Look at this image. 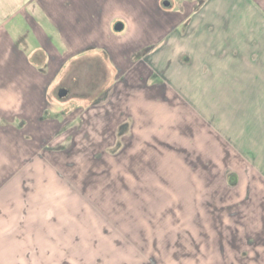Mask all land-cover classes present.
<instances>
[{"label": "rangeland", "instance_id": "374dc122", "mask_svg": "<svg viewBox=\"0 0 264 264\" xmlns=\"http://www.w3.org/2000/svg\"><path fill=\"white\" fill-rule=\"evenodd\" d=\"M40 2L35 14L22 4L0 23V62L10 31L33 39L35 27L65 24L63 13L77 6L45 0L50 19ZM121 12L127 23L130 15ZM135 35L130 28L118 39ZM181 84L173 83L181 94L170 105L187 124L155 133L150 125L144 142L131 136L117 140L120 147L103 137L76 141L79 119L72 116L87 105L64 108L57 97L41 124L0 119V264H247V237L239 234L250 182H264L262 159L249 156L250 143L239 135L216 141L205 96L200 88L183 95ZM193 85L201 87V79Z\"/></svg>", "mask_w": 264, "mask_h": 264}, {"label": "crops", "instance_id": "0c3cea01", "mask_svg": "<svg viewBox=\"0 0 264 264\" xmlns=\"http://www.w3.org/2000/svg\"><path fill=\"white\" fill-rule=\"evenodd\" d=\"M1 1L0 23L12 20L22 4L28 13L37 12L38 0L37 6L32 0ZM232 1V7L227 8L211 0L204 20L196 16L184 36L177 29L168 42L139 64L133 62L135 51L169 33L167 26L148 25L146 14L150 10L145 0H77L76 8L63 13L65 24L35 27L33 39L10 31L8 54L0 62V77L8 80L0 79V119H24L26 126L34 121L43 123L42 117L49 116L53 108L56 89L62 87L72 95L71 100H62L64 108H70L71 102L77 107L87 105L84 113L79 109L72 116H76L73 123L79 119L78 130L72 131L76 141L87 138L99 142L103 137L113 142L136 136L137 141L144 142L150 125L155 133V127L162 131L161 126L186 123L177 118L178 106L170 105L181 94L172 85L182 81L184 85L178 87L185 88L183 95H195L200 88L199 93L205 96L206 111L210 112L206 118L211 125H218L221 140L216 141L228 137L235 142L241 136L250 143L249 156L262 159L259 163L264 170V0ZM44 2H40V13L52 19ZM112 4L116 10L107 12ZM123 9L130 16L125 17L127 23L121 22L123 29L116 31ZM130 28L136 35L120 41L118 38ZM183 54L188 57L182 59ZM97 60L105 69L98 87L92 81L96 79L94 70H90ZM116 67L121 69L120 76ZM120 77L123 82H117ZM197 79H201V87L193 85ZM113 83L110 100L93 106L96 97ZM189 85L196 91L192 93ZM172 94L175 96L170 100ZM145 96L150 97L147 104ZM162 96L170 102L163 101ZM62 116L69 117L65 109ZM238 127H242L239 133ZM65 134L59 133L64 140ZM249 191L248 216L239 236L247 237L242 245L247 264H264V182L252 180Z\"/></svg>", "mask_w": 264, "mask_h": 264}, {"label": "flooded vegetation", "instance_id": "af4514ba", "mask_svg": "<svg viewBox=\"0 0 264 264\" xmlns=\"http://www.w3.org/2000/svg\"><path fill=\"white\" fill-rule=\"evenodd\" d=\"M149 1L145 0L146 3H149L148 9L150 10V12L146 14V17L148 19V25L154 28H161L167 26V28L169 29V33L168 37H164L161 41L159 40L158 42L153 43V45H149L135 51V53L132 55V58L136 60H133V62L137 64L142 63L145 58L152 55V53H155L161 47V44L168 42V38L174 35L177 29H179L180 35L184 36L189 30L190 25L193 23L196 16L198 19L200 18L204 20L205 13L207 12L209 7L208 4L211 0H152L151 2ZM217 1L220 2L221 5L226 6L227 8L232 7L233 4L232 0ZM117 23H121V21H117L116 24ZM166 38L167 40H165ZM104 50L105 52L107 51L106 49ZM187 57L188 56L186 54L182 55V59H186ZM116 69V73L120 76L122 74L121 69L119 67H116ZM90 70H94L93 74L95 73L94 76L96 79H93L92 81L94 85L98 87L101 82L100 78L104 77V75H101L102 72L105 71L104 64L100 63V61L97 60L96 64H92ZM121 78L122 77H120L117 82H123L124 79ZM114 90L115 85L113 83L112 86L107 87L105 91H103L96 97L92 105L96 106L103 101H109L112 95L114 94ZM55 94L57 98L62 100H71L72 98V95L69 96L68 90L62 87H58L55 91ZM44 119L45 116L42 117L43 121ZM117 146L120 147L118 141Z\"/></svg>", "mask_w": 264, "mask_h": 264}, {"label": "water", "instance_id": "95a60500", "mask_svg": "<svg viewBox=\"0 0 264 264\" xmlns=\"http://www.w3.org/2000/svg\"><path fill=\"white\" fill-rule=\"evenodd\" d=\"M123 29V24L122 23H117L115 26L116 31H121Z\"/></svg>", "mask_w": 264, "mask_h": 264}]
</instances>
